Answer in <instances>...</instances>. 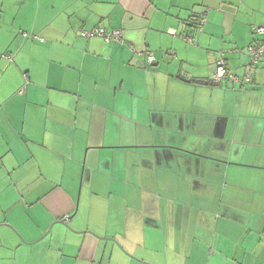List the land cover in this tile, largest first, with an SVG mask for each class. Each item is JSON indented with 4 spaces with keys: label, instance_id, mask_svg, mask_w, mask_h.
I'll use <instances>...</instances> for the list:
<instances>
[{
    "label": "crops",
    "instance_id": "0c3cea01",
    "mask_svg": "<svg viewBox=\"0 0 264 264\" xmlns=\"http://www.w3.org/2000/svg\"><path fill=\"white\" fill-rule=\"evenodd\" d=\"M257 26L264 0H0V264H264V70L211 81Z\"/></svg>",
    "mask_w": 264,
    "mask_h": 264
},
{
    "label": "built area",
    "instance_id": "2783aa9c",
    "mask_svg": "<svg viewBox=\"0 0 264 264\" xmlns=\"http://www.w3.org/2000/svg\"><path fill=\"white\" fill-rule=\"evenodd\" d=\"M205 18L199 17L195 22V31L201 32L204 28ZM253 33L256 38L247 46V53L249 55V61L247 64V69L244 74H237L231 72L227 67L226 53H231L232 51H240L239 49L227 50L221 53V56L217 59L215 70L212 74L211 81L215 83H222L224 81L232 83H240L243 87L248 86L253 81V76L258 69L264 70V26H257L253 29ZM25 37L28 36L27 33H23ZM80 35L84 38H94L99 37L106 42H118L122 38V31L119 29L107 30L104 27L96 26L89 30H81ZM185 42L192 44L194 43V32H189L184 36ZM134 52L142 55V51L136 50L132 47ZM147 62L152 64L155 62L156 58L153 52L146 51ZM10 60L12 58L8 56Z\"/></svg>",
    "mask_w": 264,
    "mask_h": 264
}]
</instances>
